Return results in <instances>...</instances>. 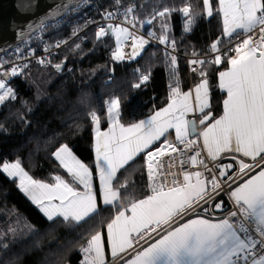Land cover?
I'll list each match as a JSON object with an SVG mask.
<instances>
[{
	"label": "snow or ice",
	"instance_id": "obj_1",
	"mask_svg": "<svg viewBox=\"0 0 264 264\" xmlns=\"http://www.w3.org/2000/svg\"><path fill=\"white\" fill-rule=\"evenodd\" d=\"M120 0H116L119 6ZM218 12L223 16V35L235 36L240 42L223 54H217L213 60H190L191 65L222 63V55L227 59L229 68L219 72V87L226 92L223 101V114L217 119L205 110L209 108L208 80L206 72L199 70L201 80L190 91H182L177 83L171 87L166 107L155 111L146 120L130 123L125 126L117 118L121 101L113 98L107 104L109 127L100 130V120L95 112L91 114L94 125L95 169L99 180V193L105 205L113 207L121 200V188L118 184V172L130 165L139 154L145 153V165L150 183V195L143 199L129 200L116 209L114 218L106 225L107 241L113 258L123 264H264V0H218ZM203 9L212 16L213 8L210 0H203ZM179 10L188 20L184 31L190 30L193 20L188 6L180 9L165 7L158 11L152 19L141 24L151 25L157 17L164 18L171 12ZM134 11L132 6L124 10L125 23L136 26V19H128ZM105 20H111L115 12L103 14ZM259 27L258 34L254 29ZM167 23L162 20L159 36L160 44H165ZM115 37L116 51L113 59L123 60L122 42L132 38L130 57L134 59L149 42L143 35L137 36L128 27L108 23L95 33L97 39L106 34ZM252 33V34H250ZM76 35V32H73ZM148 35H154L149 33ZM244 38L240 40V37ZM255 37V38H254ZM60 44L57 43L56 47ZM80 45H76L79 48ZM175 48V42L171 44ZM212 52H218V43L210 46ZM228 52H234L229 56ZM43 63V61H40ZM171 64H176V57L171 56ZM57 70L62 65L56 64ZM193 71L197 69L193 68ZM18 71L12 68L10 75L17 76ZM8 75V73H5ZM149 80L143 75L139 88ZM0 104L7 100H15L16 95L8 87L4 78L0 77ZM194 92V98H193ZM190 113L199 114V125L203 126L198 138H202L203 149L210 160L216 161L222 153H234L232 159L238 163L240 180L229 171H235L232 164L223 168L216 167L219 175L200 158V151L187 156L198 146V139L191 138L197 133L196 119H188ZM175 130V139L183 149L179 157L172 156L178 152V146L165 140L164 144L150 150V146L162 137ZM52 155L63 168L70 180L61 175L52 177L54 182L46 183L34 179L21 162L4 161L0 164V172L9 178H18V188L24 192L49 220L62 217L65 221L83 222L97 212V194L93 190V172L82 163L67 145H61ZM168 156L170 163L166 173L163 157ZM181 166H202L209 176L202 171L173 172L176 160ZM243 158H250L251 163ZM258 169V170H257ZM182 175V180L180 176ZM163 176V179L160 177ZM169 177L171 179H169ZM235 185V186H234ZM82 188V190H80ZM227 191L233 202L235 211L228 217L218 221L201 218L185 217L204 210L211 201L215 210H223V203L216 198ZM207 213H205V217ZM243 217V220L240 219ZM236 218V223L231 221ZM255 225L260 239L248 234L241 238L239 231L249 233L244 223ZM154 242L143 247L141 242ZM135 254L125 260L124 253L134 249ZM82 264H105L104 243L102 233L96 231L81 247Z\"/></svg>",
	"mask_w": 264,
	"mask_h": 264
},
{
	"label": "trees",
	"instance_id": "obj_2",
	"mask_svg": "<svg viewBox=\"0 0 264 264\" xmlns=\"http://www.w3.org/2000/svg\"><path fill=\"white\" fill-rule=\"evenodd\" d=\"M120 2L134 5L136 16L142 21L152 19L154 13L165 7L188 6L193 20L189 31L185 32L181 27L177 10L164 18L157 17L144 28L161 35V22L166 21L168 28L164 34L184 55L190 52L204 54L221 34L216 0H210L212 16L205 15L203 0ZM182 19L186 24L188 17L183 15ZM56 36L67 38L65 29L54 33L52 38ZM87 38L86 44L79 48L74 43L66 44L49 66H29L19 79L9 84L16 99L0 104V164L19 160L29 175L46 183L54 182L52 177L55 175L70 180L51 156L59 146L67 145L93 172L98 196L91 114L95 112L100 120L105 118V102L118 98L121 101L120 122L129 125L160 109L166 98L161 55L157 48L145 46L134 59L115 60L107 55L114 44L111 34L97 39L95 33L89 32ZM180 63L186 89L185 67L183 61ZM56 64L62 65L60 70ZM204 66L209 68L211 65ZM222 68L223 65L211 68L214 73L208 78V111L214 116L221 112L223 93L217 88L215 73ZM143 75H148L149 80L139 88L133 87L140 83ZM194 80L193 73L191 82ZM165 140L171 141V134L162 137L153 148ZM143 163L144 155L141 154L118 172V184H124L126 188H121V200L115 207L98 208L93 216L80 223L61 218L48 221L19 191L15 180L0 172V264H80L78 248L104 228L124 203V197L137 200L147 195Z\"/></svg>",
	"mask_w": 264,
	"mask_h": 264
},
{
	"label": "built area",
	"instance_id": "obj_3",
	"mask_svg": "<svg viewBox=\"0 0 264 264\" xmlns=\"http://www.w3.org/2000/svg\"><path fill=\"white\" fill-rule=\"evenodd\" d=\"M129 6H132L134 8V11L129 14L128 19H132V17H135L137 23L136 26L133 27L132 24L125 23V16H124V10L128 8ZM136 8L132 4H122L119 3V6L116 4V0H107L105 2L104 0H78L76 3L69 5L61 10L60 14L55 17L54 19H51L50 21L44 22L40 25H38L36 28H34L30 33H28L25 37H23L14 47L9 49H4L3 51H0V77L4 78L6 81L7 86L14 81L19 79L27 70L29 66H37V67H46L51 64V60L58 54L59 50L63 48L68 43H74L75 45L83 46L86 44L88 38L87 33L93 32L96 33L100 27H106L108 23H112L113 25H121L128 27L131 32H134L137 36L143 35L146 40L149 42L146 44V46H152L154 48H157L161 55V61H162V77H163V84H164V90H165V106L169 103V95L171 91V87L176 86V84H179V87L182 91H184L183 87V80H182V72H181V63L180 61H183L184 67H185V76L187 78V84L188 86L191 85V76L193 73V68H196L198 65H191L189 64L190 60L196 59V60H213L217 54H223L228 51L230 48H234L235 44L240 42L237 40L235 36L232 37V43L230 44L229 38L225 37L223 34H220L217 36L215 42L218 43V52H212L211 48H208V50L201 55H193L191 52L187 55L181 54L178 52L176 45L175 48L171 47V44L173 43L172 40L168 39L166 40L165 44H160L159 42V35H148L151 32L145 31V24H141L142 20H140L136 16ZM106 12H115L116 15L113 16L111 20H105L104 19V13ZM61 29H65V35H67V39L62 36H56L52 38L54 33H57L61 31ZM76 32V35H73V32ZM259 27L254 29V33L258 34ZM252 34V33H250ZM64 36V35H63ZM244 37L241 36L240 40H242ZM255 38V37H254ZM59 43L60 46L56 47V44ZM131 44H132V38L129 37L126 41L122 42V49H123V60H129L130 53H131ZM116 51V47H111L108 50L107 55L112 56ZM229 56H234V52H228ZM171 56L176 57V64L173 66L171 64ZM40 61H43L41 63ZM222 62L229 67L227 63V59L223 57L222 55ZM211 64V63H208ZM12 68H16L18 73L17 76H11L10 72ZM5 73H8V75H5ZM188 119H196L197 115L196 113H190L187 117ZM175 131V130H174ZM191 138H197L198 139V146L193 149V151L188 152L187 155L184 157L185 159L187 156H191L195 154V151H200L201 156L200 158L204 160L205 164L208 165L209 168L213 169L216 175V164L220 161H231L234 163L235 171L232 174L237 178V180H240L239 176V169H238V163L236 160H233V156H226L218 161H210L208 160L202 150L200 140L197 135ZM183 149V147L178 149L177 153H173L172 156L179 157V150ZM238 157V156H237ZM164 161V167L162 171L164 173L168 170V165L170 163V158L168 156H165L163 158ZM245 160V159H244ZM245 162H249L245 160ZM181 168L183 170L187 171H202L204 172L205 177L209 176V173L200 165H197L195 167L191 166L190 163H185L183 166H181L179 158L176 160L175 167L172 169L173 172L180 173ZM146 175L147 174V168H146ZM160 179H163V176L160 177ZM169 179H171L169 177ZM180 179L182 180V175L180 176ZM235 186V185H234ZM224 198L227 202V209L219 214L209 212L207 213V218L211 219H222L229 216V213L232 211H235V207L233 205V202L229 198V193L227 191L221 193L216 200ZM212 205V202L210 201L207 205L210 207ZM199 211V210H197ZM205 216V214H204ZM241 220H243V217H240ZM231 221L235 224L236 218H231ZM244 226L249 229V233H245L243 231H239L238 233L241 236V238H245L246 235L250 234L257 240L260 239L259 234L255 230V225L249 224L245 221ZM258 254H264L260 253L258 249ZM116 261H113L111 264H115Z\"/></svg>",
	"mask_w": 264,
	"mask_h": 264
},
{
	"label": "crops",
	"instance_id": "obj_4",
	"mask_svg": "<svg viewBox=\"0 0 264 264\" xmlns=\"http://www.w3.org/2000/svg\"><path fill=\"white\" fill-rule=\"evenodd\" d=\"M218 7H219V3H218V0H216V10L218 11ZM219 13V12H218ZM205 15H206V13H205ZM219 18H220V24H221V34H223V16H222V13H219ZM110 34V33H109ZM220 35V34H219ZM218 35V36H219ZM217 38V37H216ZM216 38H215V40H216ZM215 40H214V42H215ZM213 42V43H214ZM146 46V45H145ZM112 47H114V44H113V46ZM210 48V47H209ZM208 50V49H207ZM205 64H208V63H205ZM208 65H211V66H209V68H207V67H205L204 65L202 66V65H197L196 66V68L195 69H197V71H193V73L195 74V80L193 81V82H191V85L190 86H188L186 89H184V91H190V90H192V89H194V86L197 84V83H199L200 82V80H201V77H200V75H199V70H203V71H205L206 72V75H207V80H208V78H210V77H212V75H213V73H214V70H212L211 68H217V67H219V66H221V65H223V68L221 69V70H219V71H217L216 73H215V78H216V85H217V88L219 89V91L220 92H222L223 93V97H222V100H221V112H220V114L219 115H212V112H210V111H208V109H206L205 111L206 112H210L211 113V116L212 117H214V118H219L222 114H223V101H224V99H226V92L224 91V90H222L220 87H219V83H220V81H219V72H221V71H227L228 70V66H226L223 62L221 63V64H219V65H216V64H208ZM193 73H192V75H193ZM9 87V86H8ZM193 98H194V92H193ZM207 99H208V101H209V84H208V97H207ZM110 102V101H109ZM209 105H210V103H209ZM164 106H165V104H164ZM164 106H162L161 108H164ZM160 108V109H161ZM160 109H158V110H160ZM158 110H155V111H158ZM155 111L151 114V115H153L154 113H155ZM151 115H149V116H147V117H145V118H143V119H141V120H146L147 118H149ZM196 115H197V118H196V128H197V133H196V135L198 136V134H199V132L200 131H202V128H203V126H200L199 125V114L198 113H196ZM118 119H119V115H118V117H117ZM100 120V119H99ZM120 120V119H119ZM140 121V120H139ZM139 121H137L136 123H138ZM102 124H104V127H102ZM125 126H127V125H125ZM108 127H109V122H108V114H107V104H106V106H105V118H103V119H101L100 120V130L101 131H107L108 130ZM93 128H94V125H93V123H92V152H93V159H94V167H95V151H94V142H95V140H94V131H93ZM169 134H171V137H172V140L171 141H169L170 143H173V144H176L177 146H178V149L179 148H181V147H183V145H179L178 144V142L176 141V139H175V131H174V129H170L169 130V132H168ZM167 133V134H168ZM199 140H200V144H201V147H202V150H203V153H204V155H205V157L208 159V160H210L209 158H208V156H207V152L203 149V141H202V138H199ZM168 141V140H167ZM156 144V143H155ZM164 144V141L163 142H161L157 147H155V148H153V146L154 145H152V146H150V150H152V151H155V149L156 148H159V147H161L162 145ZM60 147V146H59ZM58 147V148H59ZM57 148V149H58ZM56 149V150H57ZM70 149V148H69ZM56 150H54V152L56 151ZM53 152V153H54ZM73 153V152H72ZM143 155H144V170H145V174H146V165H145V156H146V152L145 153H142ZM73 155H75L74 153H73ZM139 155H141V154H139ZM138 155V156H139ZM233 155H235V156H239V154H234V153H222L221 154V156L220 157H218V159L216 160V161H218V160H221L222 158H224V157H226V156H233ZM52 156V158H53V160L56 162V164H58L59 165V161H57L56 159H55V157L53 156V155H51ZM76 156V155H75ZM78 159V158H77ZM243 159H245V160H247V161H250L251 162V160H250V158H243ZM81 161V160H80ZM210 161H212V160H210ZM82 162V161H81ZM3 163V162H2ZM1 163V164H2ZM83 163V162H82ZM85 164V163H84ZM228 164H232L233 165V168L235 169V166H234V163L233 162H229V161H220V162H218L217 164H216V166H215V168L217 167V166H219L220 168H223V167H225L226 165H228ZM86 165V164H85ZM60 166V165H59ZM62 170L66 173V171L62 168ZM258 170V169H257ZM95 171H96V169H95ZM121 171V170H120ZM136 171H138V170H135V172ZM217 172V174L219 175V172L218 171H216ZM3 173V172H2ZM234 173V171H229V175H232ZM4 175H5V173H3ZM67 174V173H66ZM68 175V174H67ZM95 175H96V173H95ZM9 179H14L15 180V182H16V186L18 185V183H19V180H18V178H9ZM69 179H70V177H69ZM146 179H147V186H146V190H147V195H150L151 194V192H150V181H149V179H148V177H147V175H146ZM96 185H97V191H98V196H97V210H98V208H112L113 206H111V205H105L104 203H103V200H102V196L100 195V193H99V180H98V176H96ZM17 188H18V186H17ZM19 189V188H18ZM80 190H82V188L80 189ZM93 190H94V192L96 193V188H95V184H94V181H93ZM19 191L26 197V199L41 213V215L45 218V219H47L48 221H51V220H49L48 218H47V216L40 210V208L36 205V204H34L33 202H32V200L24 193V192H22L20 189H19ZM146 195V196H147ZM145 196V197H146ZM145 197H143V198H145ZM143 198H140V199H143ZM230 198V197H229ZM137 200H139V199H137ZM231 200V199H230ZM232 201V200H231ZM216 202L217 203H220V202H222L223 203V210L222 211H220V210H215L214 209V204H212L210 207H208V206H206L205 207V209L204 210H199V211H197V214H195V215H192V216H187V217H185V220L184 221H181V223H183V222H185L187 219H194V218H196V216L198 215L199 217H201V218H207V217H205L204 216V214L205 213H209V212H212V213H216V214H219V213H222V212H224L226 209H227V203L224 201V198H220V199H218V200H216ZM115 214H116V212L114 213V215L112 216V218H114V216H115ZM94 215V214H93ZM92 215V216H93ZM91 217V216H90ZM89 217V218H90ZM55 218H61V219H63L62 217H54L53 219H55ZM111 218V219H112ZM52 219V220H53ZM86 219H88V218H86ZM111 219L108 221V222H110L111 221ZM208 219H211V218H208ZM211 220H213L214 222L215 221H218V220H220V219H211ZM71 221V220H70ZM72 222H74V223H77V222H75V221H72ZM80 223V222H79ZM106 225H107V223H106ZM106 225L104 226V228L102 229V230H99L101 233H102V241H103V243H104V252H105V264H111L113 261H116V263L115 264H123V262L122 261H120L118 258H113V256H112V254H111V248H110V246L108 245V241H107V230H106ZM239 234V233H238ZM159 237L158 236H156V237H154L152 240H148V241H143V242H141V244H142V246L143 247H147L148 246V244L149 243H151V242H154V239H158ZM84 245H86V244H84ZM135 250H136V248L134 247V249H130V250H128V252L127 253H124L123 255H124V258H125V260H130L133 256H134V254H135ZM80 254H81V262H80V264H82V261H83V256H84V254H83V252H79Z\"/></svg>",
	"mask_w": 264,
	"mask_h": 264
},
{
	"label": "water",
	"instance_id": "obj_5",
	"mask_svg": "<svg viewBox=\"0 0 264 264\" xmlns=\"http://www.w3.org/2000/svg\"><path fill=\"white\" fill-rule=\"evenodd\" d=\"M78 0H0V51L14 47L38 25Z\"/></svg>",
	"mask_w": 264,
	"mask_h": 264
},
{
	"label": "rangeland",
	"instance_id": "obj_6",
	"mask_svg": "<svg viewBox=\"0 0 264 264\" xmlns=\"http://www.w3.org/2000/svg\"><path fill=\"white\" fill-rule=\"evenodd\" d=\"M187 1V0H186ZM186 5H188V4H186ZM180 8H182V7H179L178 9H180ZM171 9V8H170ZM171 12H173V11H171ZM171 12H169V13H171ZM177 12L179 13V15H180V24H181V27L184 29V26H185V24H184V20L182 19V16H183V13L182 12H180L179 10H177ZM168 13V14H169ZM154 15H155V13H154ZM153 15V16H154ZM207 15V14H206ZM146 20H148V19H146ZM146 20H144V21H146ZM145 25L147 24V23H144ZM160 36V35H159ZM111 37H112V39H113V43H114V47H116V41H115V37L114 36H112L111 35ZM142 51V50H141ZM140 54H141V52H140ZM139 54V55H140ZM139 55H137V56H139ZM136 56V57H137ZM111 58H113L112 56H110ZM132 59V58H131ZM130 60V59H129ZM3 90H0V92H2ZM114 98V97H113ZM113 98H111V99H113ZM111 99H109L107 102H109ZM106 106V103H105V105H104V107ZM5 176L7 177V178H9L8 176H7V174H5ZM81 247H82V245L78 248V251L79 252H82L81 251Z\"/></svg>",
	"mask_w": 264,
	"mask_h": 264
},
{
	"label": "bare ground",
	"instance_id": "obj_7",
	"mask_svg": "<svg viewBox=\"0 0 264 264\" xmlns=\"http://www.w3.org/2000/svg\"><path fill=\"white\" fill-rule=\"evenodd\" d=\"M66 37H67V35H66ZM67 39V38H66Z\"/></svg>",
	"mask_w": 264,
	"mask_h": 264
}]
</instances>
